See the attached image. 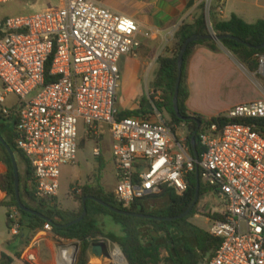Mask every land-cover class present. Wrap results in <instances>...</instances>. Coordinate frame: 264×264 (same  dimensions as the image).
<instances>
[{
    "label": "built area",
    "instance_id": "1",
    "mask_svg": "<svg viewBox=\"0 0 264 264\" xmlns=\"http://www.w3.org/2000/svg\"><path fill=\"white\" fill-rule=\"evenodd\" d=\"M27 1L0 0V6ZM201 1L212 27V9L221 16L225 0ZM141 32L137 21L96 0H58L31 14L0 17V114L17 118L15 143L30 164L38 199L59 195L62 168L77 161L81 120L85 139L100 138L103 127L110 132L114 194L124 207L166 189L178 196L187 192L188 178L197 170L188 137L168 126L157 110L158 120L117 118L119 61L141 48ZM257 60L256 74L264 81V55ZM9 94L19 97L13 110L5 106ZM221 116L231 122L207 125L201 134L199 171L221 205L220 217L208 219V231L222 244L201 264H264V99ZM101 153L95 148L96 157ZM10 218L12 233L21 235L18 212ZM94 243L106 245L107 256L93 258L129 264L119 245L102 238ZM73 262L74 255L66 264Z\"/></svg>",
    "mask_w": 264,
    "mask_h": 264
},
{
    "label": "trees",
    "instance_id": "2",
    "mask_svg": "<svg viewBox=\"0 0 264 264\" xmlns=\"http://www.w3.org/2000/svg\"><path fill=\"white\" fill-rule=\"evenodd\" d=\"M201 9L202 14L194 23H185L177 31L174 38L172 53L159 58L158 70L155 80L152 83V89L154 91L151 99L152 102L144 100L140 109L134 111H119L117 117L119 120L131 117L143 118L152 113V111L149 110V107H153V110H157L160 113L168 114L170 116V120L166 121L168 126L174 127L175 125H186L189 128L188 143L192 152V137L197 133L196 142L200 161L204 154V148L201 145V134L203 133L205 126L210 124L225 125L231 121L223 118L221 115L207 120L203 116L190 113L187 108L189 92L186 86V67L195 47L198 45H207L213 51H218V45L221 44L229 50L240 63L252 72L258 70L259 67L257 56L264 55V49H252L231 39H224L221 43L204 40L190 44L184 58L183 76L179 95V108L184 117H196L200 120L201 128L199 129L198 124L194 121L184 122L180 120L175 113L173 105V97L178 78V56L184 42L188 38L194 35L202 36L210 34L204 4H202ZM211 22L212 30L218 36L232 35L253 46L264 44L263 20L254 24H249L234 14L230 20L223 21L218 18V13L214 7L211 13ZM158 92L162 93V100L154 101V95ZM0 118L5 119L1 114ZM15 121L16 124L17 118ZM5 141L13 149L16 158L21 157L27 162L26 179L23 182L20 178L21 198L23 204L50 219L44 220L24 212L19 208L15 192V174L11 157L5 146L0 142V162H3L8 167L7 172L0 175V190L6 194V199L0 201V207H5L8 210L7 224L9 229L12 228L14 223L10 218L11 213L16 211L19 214V224L22 229L27 228L31 230L32 234L25 241L21 240V235L15 237V242H18L19 246L24 248L23 251L29 247L32 241V236L37 231L45 229L47 224L53 226L52 231L56 237L67 241L77 240L80 242V252L76 264L90 263L92 244L94 243V240L99 238L107 239L113 244L119 245L129 264H201L207 258L213 257L222 244L220 238L213 237L208 230H204L191 222V219L198 215L200 200L190 215L175 221H160L124 216L112 212L97 202L88 200V215L82 222L69 228H58L55 225L69 224L82 216L84 212L83 199L85 197H95L112 207L132 213H140L160 218L179 217L184 214L194 202L197 191L196 170L190 174L188 178V190L183 196H178L173 191L166 189L159 196L136 201L130 208L124 207V205L117 200L114 192H108L102 187L100 179H98L95 185H86L80 189L77 196V199L81 204L80 209L78 211H68L59 208L57 203H53V199L55 198L38 199L36 197L33 172L28 160L17 149L15 140L12 141V143L8 142L6 139ZM83 143L84 140L81 143V147ZM99 170L101 172L105 170V164L103 161L100 162ZM200 189V199L207 194L215 196L214 194H211V190L205 186L202 179ZM24 196H27L37 207L33 208L28 205L24 201ZM157 202H162V206L157 207ZM101 214H108L114 217L115 220L122 225L124 234L122 236L107 234L97 220V217ZM208 217L215 219L220 216L217 214L211 216L209 214ZM15 256L17 259H22L23 252H16ZM13 263L14 260L12 258L5 254L2 255L1 264Z\"/></svg>",
    "mask_w": 264,
    "mask_h": 264
},
{
    "label": "crops",
    "instance_id": "3",
    "mask_svg": "<svg viewBox=\"0 0 264 264\" xmlns=\"http://www.w3.org/2000/svg\"><path fill=\"white\" fill-rule=\"evenodd\" d=\"M96 1L118 14L134 19L141 26L142 32L138 35L142 43L141 48L134 55L124 56L119 61L122 79L128 87L126 94L122 99L118 96L117 101L119 111L138 110L143 101L149 99L147 97L149 85L152 88L156 76L153 75L152 69L155 66L158 70L159 58L172 53L174 38L179 28L185 23H194L202 14V1ZM234 14L249 24L264 21V0H225L223 14L221 16L218 14V18L228 21ZM146 33L150 35L147 37ZM143 84L147 86L144 91L141 90ZM186 86L189 92L187 101L189 112L208 120L226 113L237 105L264 99V84L262 85L255 77V73L240 63L221 44L218 45V51H213L207 45L195 47L186 67ZM244 86L247 87L249 95H229L240 91ZM252 93L253 96H250ZM149 110L152 113L145 117L152 118L155 110L153 107ZM25 163L27 173V162ZM7 170V165L0 162V175L5 174ZM5 199L6 194L0 190V201ZM7 211V208L0 207V264L3 254L12 258L13 264H24V259L30 252L35 253L38 264H51L50 259L53 260L57 244L64 239L56 237L53 231L43 229L32 236L29 247L23 251L24 248L15 242L16 236L8 228ZM16 252H23L22 259L16 258ZM63 253V259H66L72 252L63 250Z\"/></svg>",
    "mask_w": 264,
    "mask_h": 264
},
{
    "label": "rangeland",
    "instance_id": "4",
    "mask_svg": "<svg viewBox=\"0 0 264 264\" xmlns=\"http://www.w3.org/2000/svg\"><path fill=\"white\" fill-rule=\"evenodd\" d=\"M58 0H30L27 2H13L3 6H0V17H9V16H19V15H27L33 13V11H39L46 7L51 6L52 4H57ZM99 1V0H98ZM255 1V0H253ZM31 6H36L32 8ZM210 28V33H212V27L208 23ZM157 67L154 66L152 69L153 75L156 74ZM255 77L261 81L262 85L264 81L261 77L257 76V70L254 72ZM122 88H120L118 92V96L122 99L123 95H125V91L128 87L126 82L121 81ZM147 97L148 100L152 102V96L154 94L151 85H149ZM147 86L145 84L142 85L141 90L144 91ZM4 87L0 80V95L3 94ZM121 92V93H120ZM162 94V93H161ZM230 96L237 95H249L248 89L246 86L242 87L240 91L235 92L233 94H229ZM162 96V95H161ZM253 96V93L250 94ZM154 101H157L158 94L154 95ZM162 98V97H161ZM162 100V99H161ZM153 101V102H154ZM5 106L10 110L19 106V97L16 94H9L6 98ZM157 114L162 115L163 121L170 120V116L168 114H163L158 111ZM151 118V117H150ZM154 120H158L156 116H152ZM151 118V119H152ZM15 116L6 117L5 119L0 118V132L2 136L10 143L13 141V132L15 129ZM208 120V119H207ZM175 131L179 134L188 137L189 128L186 125H175ZM104 133L100 136V138L93 139H85V131H84V122L81 120L79 125V140L83 141L82 147H80L77 161L75 164L66 165L62 168V177H61V189L59 195L53 199V203H57L59 208L68 211H78L81 207L80 201L77 199L79 191L82 187L86 185H95L97 180L100 179V183L102 187H104L108 192H114V188L116 185V164L115 158L112 154V140L110 136L109 130L106 127L102 129ZM100 148L101 156L96 157L94 155L95 148ZM103 161L105 164V170L101 172L100 162ZM19 174L22 181H25L26 178V163L21 158H17ZM24 201L33 208H36V204L32 203L27 196H24ZM162 202H157L156 206L161 207ZM221 209L220 202L217 197L212 195L202 196L199 203L198 215L191 219V222L195 225L203 228L204 230H209L210 224L208 215L211 216L216 215L218 210ZM99 225L105 230L107 234H114L117 236H122L124 234L123 227L119 224L114 217L108 214H101L97 217ZM80 245V242L77 240L67 241L62 240L56 246L55 254L53 260L50 259L51 264H66L63 260L64 253L63 250H70L71 257L67 258L66 261H71L74 255V262L70 264H76L79 256L80 250H78L77 246ZM35 253H28L24 259V264H38V260H29L28 256ZM66 255V254H65ZM69 264V263H68ZM89 264H103L101 260L93 258L91 255Z\"/></svg>",
    "mask_w": 264,
    "mask_h": 264
},
{
    "label": "water",
    "instance_id": "5",
    "mask_svg": "<svg viewBox=\"0 0 264 264\" xmlns=\"http://www.w3.org/2000/svg\"><path fill=\"white\" fill-rule=\"evenodd\" d=\"M224 39H231V40H235L240 44H243L249 48L252 49H256V50H262L264 49V44L260 45V46H253L248 42L243 41L242 39L232 36V35H223V36H218L215 33H210L208 35H202V36H197L194 35L190 38H188L180 51V54L178 56V78H177V83H176V87H175V93H174V97H173V105H174V110L175 113L177 115V117L184 121V122H188V121H194L198 124V128H201V122L200 120H198L196 117H184L181 112H180V108H179V95H180V88H181V82H182V76H183V66H184V58L186 55V52L188 50V47L190 44L194 43V42H199V41H204V40H210V41H216L218 43H221ZM150 108V107H149ZM197 133H195L192 137V150H193V154L195 157V160L197 162V170H196V175H197V191H196V196L194 199L193 204L191 205V207L181 216L179 217H175V218H160V217H155V216H150V215H145V214H140V213H132L129 211H125V210H120L118 208L112 207L109 204L95 198V197H85L83 199V204H84V212L82 214V216L80 218H78L77 220L69 223V224H65V225H55L58 228H69L73 225H76L80 222H82L86 216L88 215V208H87V201L91 200L94 202H97L98 204L104 206L105 208L111 210L112 212L116 213V214H120V215H124V216H130V217H136V218H141V219H150V220H160V221H175V220H179V219H183L185 217H187L188 215H190L192 213V211L194 210L195 206L197 205V203L200 200V193H201V179H200V171H199V160H200V156L198 153V149H197ZM0 142L5 146L6 150L8 151L10 157H11V161H12V165H13V169H14V174H15V192H16V198H17V202L19 205V208L24 211L27 212L31 215L37 216L39 218H42L44 220H50L48 217H46L45 215L41 214L40 212L30 209L28 207H26L23 202H22V198H21V181H20V174H19V167H18V162H17V158L16 155L13 151V149L11 148V146L9 144H7V142L5 141V139L3 138V136L0 134ZM31 233L30 229L24 228L22 229V234H21V240L25 241L29 235ZM78 250H80V245L77 246ZM92 254L94 256H96L97 258L103 259L107 256V247L106 245L103 244H99V243H94L92 245Z\"/></svg>",
    "mask_w": 264,
    "mask_h": 264
},
{
    "label": "bare ground",
    "instance_id": "6",
    "mask_svg": "<svg viewBox=\"0 0 264 264\" xmlns=\"http://www.w3.org/2000/svg\"><path fill=\"white\" fill-rule=\"evenodd\" d=\"M69 257H71V255H70V256H68L67 258H69ZM67 258H66V259H67ZM66 259H65V258L63 259V260H65V261H64V263L66 262Z\"/></svg>",
    "mask_w": 264,
    "mask_h": 264
}]
</instances>
